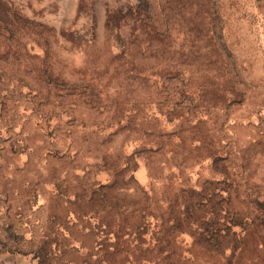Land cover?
Listing matches in <instances>:
<instances>
[{
  "label": "rangeland",
  "instance_id": "obj_1",
  "mask_svg": "<svg viewBox=\"0 0 264 264\" xmlns=\"http://www.w3.org/2000/svg\"><path fill=\"white\" fill-rule=\"evenodd\" d=\"M0 264H264V0H0Z\"/></svg>",
  "mask_w": 264,
  "mask_h": 264
}]
</instances>
